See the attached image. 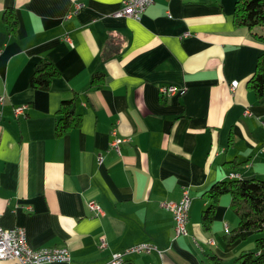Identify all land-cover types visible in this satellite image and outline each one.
Masks as SVG:
<instances>
[{
    "label": "crops",
    "instance_id": "0c3cea01",
    "mask_svg": "<svg viewBox=\"0 0 264 264\" xmlns=\"http://www.w3.org/2000/svg\"><path fill=\"white\" fill-rule=\"evenodd\" d=\"M122 1L0 0V224L23 226L32 247L66 245L68 262L44 264H102L140 242L158 250L129 252L126 264H234L254 248L225 238L230 195L210 229L200 217L214 181L264 178V93L247 86L264 41L235 23L236 0H153L138 19L116 13ZM41 59L58 69L45 89L29 84ZM162 84L177 90L164 96ZM71 98L80 123L56 135ZM114 136L127 138L120 152ZM185 187L188 233L176 235L161 202Z\"/></svg>",
    "mask_w": 264,
    "mask_h": 264
},
{
    "label": "trees",
    "instance_id": "16d2710c",
    "mask_svg": "<svg viewBox=\"0 0 264 264\" xmlns=\"http://www.w3.org/2000/svg\"><path fill=\"white\" fill-rule=\"evenodd\" d=\"M2 18L8 30L13 32L17 23L13 9L6 8ZM234 21L238 25L254 28L256 35L264 41V0H236ZM57 74L58 69L51 61L41 59L34 65L29 75V84L45 89L49 86L52 77ZM101 78V72H94L90 78V84L97 85ZM247 86L254 90L258 97L264 93V49L256 59L255 69L247 80ZM58 112L59 115L55 121L56 135H61L79 125L80 114L75 109L74 98L63 99ZM224 192L230 195L229 204L236 216V223L228 228L225 238L233 241L254 235L256 242V249L241 250L234 258V264H264V178L232 177L214 181L204 191L209 198L200 217L204 230L210 229L218 197Z\"/></svg>",
    "mask_w": 264,
    "mask_h": 264
},
{
    "label": "built area",
    "instance_id": "2783aa9c",
    "mask_svg": "<svg viewBox=\"0 0 264 264\" xmlns=\"http://www.w3.org/2000/svg\"><path fill=\"white\" fill-rule=\"evenodd\" d=\"M153 0H123L121 7L116 11L118 15H125L138 19L145 8ZM184 34H187L185 32ZM70 43V38L66 35ZM237 85V80L231 81V88H234ZM177 87L173 84H162L159 86V91L162 95L168 96L175 93ZM3 95L0 94V107L3 102ZM24 104L17 106L14 110L16 113H21L24 110ZM245 112H249L248 109H245ZM1 113V109H0ZM111 132H115L113 129ZM127 138L114 136L111 139V146L120 152L119 144L121 141L126 140ZM262 149L264 150V142L262 144ZM230 176H233L231 174ZM190 195L188 188H183L181 196L176 200H166L162 201L161 204L169 209L172 213L174 220V231L176 235L187 234V222L189 218V206H190ZM89 208L95 210L96 212L100 211V206L93 200L88 202ZM228 226L225 224V231H228ZM210 243L214 241L209 240ZM106 241L101 239L99 246L101 248L105 247ZM151 249H157V246L154 243L150 242H140L133 244L123 251H112L108 260L102 264H126V255L129 252L133 251H150ZM7 259L13 260L17 264H44L47 262L54 261H64L68 262L70 259L69 250L66 245H48L40 247H32L28 244L25 235V229L23 226L16 225L10 228L3 227L0 224V260Z\"/></svg>",
    "mask_w": 264,
    "mask_h": 264
},
{
    "label": "rangeland",
    "instance_id": "374dc122",
    "mask_svg": "<svg viewBox=\"0 0 264 264\" xmlns=\"http://www.w3.org/2000/svg\"><path fill=\"white\" fill-rule=\"evenodd\" d=\"M257 29H259V27H257ZM254 237H255L254 235H250L247 238L240 239V240H246V239H248V241L251 242L250 244H248V248H254V250H255V248H256V242H255V238Z\"/></svg>",
    "mask_w": 264,
    "mask_h": 264
}]
</instances>
